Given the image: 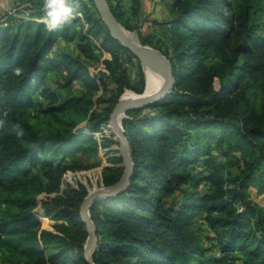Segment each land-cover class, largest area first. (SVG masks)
I'll use <instances>...</instances> for the list:
<instances>
[{
	"label": "trees",
	"instance_id": "1",
	"mask_svg": "<svg viewBox=\"0 0 264 264\" xmlns=\"http://www.w3.org/2000/svg\"><path fill=\"white\" fill-rule=\"evenodd\" d=\"M162 1L171 14L164 21L171 27V48L164 54L174 68L175 88L155 103L129 110L123 120L135 173L126 190L91 207L99 237L93 261L264 264V207L251 193L252 188L258 195L264 192V112L249 97L254 83L264 90V29L258 20L264 0ZM77 2L88 22L79 34L77 56L54 47L60 39H74L72 28L81 21L79 16L57 31L45 21L31 19L0 26V186L21 191L12 202L26 211L23 217L7 213L0 217V240L22 247L43 264H88V231L80 215L84 196L79 191H74L73 202L47 203L50 209L60 208L68 220V225L56 226L59 233L17 230L33 221L31 210L41 192L60 190L67 169L64 160L74 150L69 149L80 144L83 151L82 142L91 139L74 131L77 122L66 132L41 134L23 114L40 105L35 97L43 96L45 116L60 121L58 114L74 111L89 117L87 126L97 131L110 119L124 89L135 90L123 63L124 53L134 55L111 36L89 0ZM108 2L122 21V0ZM132 4L137 18L141 1ZM37 8L31 15L41 17ZM99 50L111 54L103 60L109 73L100 70L92 75L90 63L99 62ZM52 73L60 77L49 78ZM139 75L144 85L143 71ZM75 82L82 86L79 95ZM64 90L72 94L61 100ZM222 147L241 153L237 172L213 154ZM111 161L121 163L123 158ZM38 165L41 169L34 171ZM114 170L108 185L120 179L124 166L115 165ZM18 174L22 179L14 185ZM198 217L220 259L209 255L203 227L196 225Z\"/></svg>",
	"mask_w": 264,
	"mask_h": 264
},
{
	"label": "rangeland",
	"instance_id": "2",
	"mask_svg": "<svg viewBox=\"0 0 264 264\" xmlns=\"http://www.w3.org/2000/svg\"><path fill=\"white\" fill-rule=\"evenodd\" d=\"M12 1H14L15 4H17L18 2H30L34 5L33 8H37L38 6H40L41 3L40 0H34V1L12 0ZM240 1L241 0H237V2ZM149 2L152 3L153 0H149ZM164 3L162 0H160V2L153 7L155 9L157 6L159 10L157 11L158 20L156 21L152 20L151 22L152 26L155 27V30H149L147 29V27L143 28L141 25H139L138 20L135 22L134 17L125 11L127 8L125 7L124 2L120 3L121 10L125 11L122 21L117 19L120 25L124 27V29H126L129 33H131L134 37L136 34L137 40L141 44L156 49L160 51L162 54H164L166 51H169L171 48V41H170L171 27L170 24L164 22L165 20H167L166 15H168L170 11L167 10L168 8L164 5ZM89 5L92 6L93 10H97V6L94 0L92 1L89 0ZM37 10H39V8H37L36 10L34 9L33 11H37ZM39 17L40 16H35V18H39ZM79 17L85 19L83 17V14L82 16ZM258 20L263 25V29H264V12H262V14L258 16ZM85 27L86 28L88 27L87 21L85 22ZM144 41H146L147 43H144ZM72 46L75 47L76 45L74 46V43H69V42L63 44V48L69 51H72L70 49V47ZM74 51H78V49ZM123 63L124 66L128 69L130 82L135 87V90L125 88L123 93H125L126 91H131L138 96L143 95L147 87V77L143 69V62L137 60L135 56H131L129 53H124ZM90 69L92 71V74H95L97 72L96 64H93L91 62ZM140 70L143 71L144 73V80H145L144 85L140 83L141 80L139 75ZM218 84L219 83L217 82L216 83L217 88H219ZM70 94L72 93H69V91L66 92V90H64L61 96L62 98L61 100L68 99ZM79 94L81 93H78V95ZM100 94L102 95V92H100ZM249 97L256 106L257 110L259 112L262 111L264 112V90L261 87H259L258 84L254 83L253 86L249 89ZM35 99H38L36 100V102H38V104L40 105H38L32 110L25 111L23 116L32 124V126L35 129L39 130L41 134L43 132L45 135L49 136V135H53L55 132L58 131L66 132L74 122H77L74 131L79 129L78 132L88 134L91 139V141L82 142L83 145L82 147L85 148L83 149V151L79 149L80 144H75V146L72 147L68 146L71 147L69 150L71 149L74 150L70 151L66 155V158L64 160L65 162H67L66 163L67 169L65 173H63L62 175L60 190L58 192H53V193L41 192L36 198V203L34 208L31 210V212L34 215L33 221L27 226H20L19 230H17L21 232V234H23L24 232L28 233L30 229H33L38 233H41L44 230L52 231L53 233H59L60 231L56 229V226L68 225V220L62 218L60 208L56 210L50 209L47 203H52V205H56L57 203L64 204L66 201L73 202L75 198H77V195L74 194V191H79V193L82 194L85 198L89 193L111 186L112 184L108 185L106 184V181L114 178L115 165L117 166L123 165V162L113 163L111 161L112 157H120L121 154L119 150V144L116 141L114 133L112 132L109 126V120L103 123L101 128L98 129L97 131H94L93 128L87 126L89 123V117L83 118L82 114H76L74 113V111L67 114L65 113L58 114L60 121H56L55 120L56 118H54V116L47 117L42 113L41 111L42 108L46 106L44 104H41L42 100L44 99L43 96L42 98L35 97ZM95 99H97V96L95 97ZM43 102L45 104L47 103V101H43ZM93 141H96L98 145L94 146ZM213 154L230 171L237 172L242 164L241 153L238 151L229 150L227 147L218 148L216 151L213 152ZM200 167L201 165L195 167V169L199 170ZM39 169H41L40 165H38L34 171H37ZM21 179H22V175L18 174L17 178L15 179L16 183L14 185H17V183L21 181ZM205 188H206L205 183H202L200 190H204ZM20 193L21 191L9 192L0 186V217H3L6 213L15 217L24 216L26 211L22 210L20 207L16 206L14 202H12L13 199L18 198ZM251 193L253 198L264 207V192L258 195L256 190L252 188ZM66 207L67 209L70 208L68 205H66ZM196 225L203 227L200 229L202 230L203 238H206L205 242L207 247L210 248L209 255H211L216 259H220L219 252L215 249V247L213 248L214 243L211 241V236L207 233V230L204 229L205 223L201 219V217H198L196 219ZM30 236L31 234H29V237ZM22 249H23L22 247L14 248L12 246H7L4 243H2L0 240V264H43L41 261H39L38 258L29 257L26 253L22 251ZM217 264H240V263L219 261V263Z\"/></svg>",
	"mask_w": 264,
	"mask_h": 264
},
{
	"label": "water",
	"instance_id": "3",
	"mask_svg": "<svg viewBox=\"0 0 264 264\" xmlns=\"http://www.w3.org/2000/svg\"><path fill=\"white\" fill-rule=\"evenodd\" d=\"M101 19L107 26L111 36L128 49L139 61L143 62L146 58H153L159 61L164 67V81L155 93L144 95L134 101H123L122 95L110 114L109 126L114 133L115 139L119 144L120 154L123 158L124 171L118 181L104 189H99L89 193L80 205V215L82 222L86 224L88 238L85 246V260L88 264H95L93 253L98 244L97 226L91 217V207L96 203L116 196L126 190L131 178L135 173V161L133 159L130 141L125 133L123 120L127 117V112L132 109L147 106L167 97L175 88L176 78L172 62L160 51L141 44L137 36L128 37L124 32L116 16L114 15L108 0H94ZM137 33V32H136Z\"/></svg>",
	"mask_w": 264,
	"mask_h": 264
},
{
	"label": "crops",
	"instance_id": "4",
	"mask_svg": "<svg viewBox=\"0 0 264 264\" xmlns=\"http://www.w3.org/2000/svg\"><path fill=\"white\" fill-rule=\"evenodd\" d=\"M140 1H141L140 14H139V16H137V18L134 17L135 22L138 20L139 25H141L143 28H146L147 27V29H149V30H155V27L152 26L151 22H152V20L153 21L158 20L157 19L158 18L157 17L158 16L157 15V11H159V10H158L157 6H156L155 9L153 7L155 5H157V3L160 2V0H153L152 3L149 2V0H140ZM40 2H41V0H40ZM122 2L125 3V7L127 8L125 11L127 13H129L130 15H132V5H133L132 4V0H123ZM79 16H82V14L79 13ZM166 16H167L166 18L169 19L171 17L170 16V12ZM80 19H81V21L80 22L79 21L76 22L73 25V28H72V33L74 34V39L72 41H67V40H64V39H60L59 42H58V44L54 47V51H59V50L66 51V49L63 48V44L69 42V43H74V46L75 45L76 46L75 47H73V46L70 47V49L72 51H69V50H67V51L71 52L75 56L79 55V51H74V50L77 49V43L79 42V34H80V32H81V30L83 28L82 25H85V22H86L85 19H83V18H80ZM96 42L99 45V42L98 41H96ZM99 53L102 54L103 56L100 55V60L96 64V71L97 72H99L100 70H103V67H102V66H104L103 60L106 59V58H108V59L111 58V54L108 53V52L100 51L99 50ZM106 56H109V57H106ZM90 73L92 74L91 69H90ZM92 75H94V74H92ZM58 77H60V76L57 73H52L49 76V78H51V79L53 78V80L54 79H57ZM74 88H75V93L76 94L81 93L82 86H81V84L79 82H75L74 83Z\"/></svg>",
	"mask_w": 264,
	"mask_h": 264
},
{
	"label": "clouds",
	"instance_id": "5",
	"mask_svg": "<svg viewBox=\"0 0 264 264\" xmlns=\"http://www.w3.org/2000/svg\"><path fill=\"white\" fill-rule=\"evenodd\" d=\"M78 7L77 0H41V18L50 30H63L79 16Z\"/></svg>",
	"mask_w": 264,
	"mask_h": 264
},
{
	"label": "built area",
	"instance_id": "6",
	"mask_svg": "<svg viewBox=\"0 0 264 264\" xmlns=\"http://www.w3.org/2000/svg\"><path fill=\"white\" fill-rule=\"evenodd\" d=\"M34 5L30 2L14 3L12 0H0V26L16 25L20 20H37L43 19L35 18L32 16ZM103 71L109 73L104 66Z\"/></svg>",
	"mask_w": 264,
	"mask_h": 264
},
{
	"label": "bare ground",
	"instance_id": "7",
	"mask_svg": "<svg viewBox=\"0 0 264 264\" xmlns=\"http://www.w3.org/2000/svg\"><path fill=\"white\" fill-rule=\"evenodd\" d=\"M123 32L128 37L134 38V36L126 29H123ZM143 69L147 77V87L145 93L138 96L131 91H126L122 95L123 101H134L140 97H143L144 95L155 93L162 85L164 81V67L159 61L148 57L143 61Z\"/></svg>",
	"mask_w": 264,
	"mask_h": 264
}]
</instances>
